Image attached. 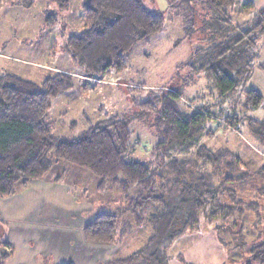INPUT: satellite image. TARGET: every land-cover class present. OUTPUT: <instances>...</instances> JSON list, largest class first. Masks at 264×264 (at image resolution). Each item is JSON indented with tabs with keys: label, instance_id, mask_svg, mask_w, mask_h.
Instances as JSON below:
<instances>
[{
	"label": "trees",
	"instance_id": "trees-1",
	"mask_svg": "<svg viewBox=\"0 0 264 264\" xmlns=\"http://www.w3.org/2000/svg\"><path fill=\"white\" fill-rule=\"evenodd\" d=\"M49 1L59 9L68 4V0ZM237 1L208 0L211 19L200 26L208 33L209 42L204 51L196 52L198 62L191 64L192 75L205 71L211 77L217 89L215 102L188 108L182 104L179 91L162 88L151 90L153 95L136 102L139 117L154 114L152 125L158 137L152 146L154 166L125 158L134 145L125 116L97 123L77 137L53 136L47 112L52 98L71 87L73 74L55 70L40 84L15 73L2 74L0 196L14 193L17 181L24 186L31 179L42 177L50 166L47 153L53 148L57 157L100 176L101 184L119 188L125 196L124 208L131 212L135 222L150 228V235L139 249L104 264H169L170 243L184 232L197 229L203 219L217 220V229L233 233L239 240L240 230H235L239 225L232 218L234 206L223 199L229 197L231 190L225 185L231 180L241 181L247 172H238V157L230 151L200 142L202 136L213 133L212 128H206L208 119L237 127L242 118L239 111L257 108L262 102V94L255 88L245 89L240 102L236 96L257 57L258 39L264 36V7L255 10L253 0H244L242 11L252 14L236 23L226 7ZM81 10L82 29L68 35L62 49L70 53L83 67V75L89 77L99 76L109 68L123 70L125 56L133 46L138 41H148L164 24L162 14L151 10L142 0H83ZM45 15L48 24L56 21L55 12L47 11ZM136 87L143 90L142 85L133 88ZM213 106L216 112L210 110ZM227 107L232 109L229 114ZM246 120L255 136L264 142V119ZM133 185L136 192L129 194ZM117 217L114 213H98L83 224V238L93 243H113ZM253 235L248 244L243 238L245 248L238 249L247 252L245 264H264V229ZM217 239L227 245L230 242L220 233ZM9 244L0 239L1 249ZM2 253L3 258L9 254Z\"/></svg>",
	"mask_w": 264,
	"mask_h": 264
},
{
	"label": "rangeland",
	"instance_id": "rangeland-1",
	"mask_svg": "<svg viewBox=\"0 0 264 264\" xmlns=\"http://www.w3.org/2000/svg\"><path fill=\"white\" fill-rule=\"evenodd\" d=\"M82 1L68 0L67 7L59 9L49 0H0V76L15 73L40 84L55 70L73 74L71 87L52 98L47 112L46 120L53 136L77 137L97 123L125 116L134 144L125 158L150 162L154 166L152 146L158 139L152 125L154 114L139 117L136 102L153 95V89H176L182 104L188 108L215 102L217 89L211 77L205 71L191 74V64L198 62L196 52L199 49L204 51L209 42L208 33L200 25L211 19V6L208 0H142L151 10L162 14V29L153 33L148 41H138L133 46L125 56L123 70L109 68L99 76L89 77L83 75V67L70 53L62 49L67 36L82 29ZM253 1L255 10L264 7V0ZM243 3L244 0H238L226 7L227 14L236 23L252 14L242 11ZM47 11L56 13L53 24L45 21ZM255 53L253 67L240 85L236 100L241 101L245 89L255 88L262 94L260 106L239 111L242 118L237 127L220 125L219 119H208L206 128H212L213 133L200 139L211 148L230 151L238 157V172H247V177L241 181L231 180L225 185L231 190L229 197L223 199L234 206L232 218L243 227L239 229L235 225V230H240V239L237 240V235L232 236L233 233L217 229V220L203 219L197 229L184 232L170 243L169 264H231L229 250L245 248L242 239L248 244L249 237L264 229V142L255 136L246 120L264 119V36L259 37ZM138 85H142L143 90L133 88ZM235 106L240 109L239 103ZM210 110L216 112L217 108L213 106ZM226 112L229 114L232 109L227 107ZM47 156L50 166L44 177L56 181L63 179L78 186L81 195L97 203L95 213L117 214V241L104 244L118 247L121 244L120 257L131 254L144 244L150 228L145 223L135 222L131 212L124 208L125 196L119 188L101 184L100 176L84 166L57 157L53 148L49 149ZM17 184L21 183L17 181L15 188ZM136 189L135 185L131 186L129 194H135ZM7 229V224L0 221V239H4ZM218 233L225 241L230 239L228 245L217 239ZM220 250L227 252L226 257L216 256ZM1 251L3 249L0 250V259L3 258Z\"/></svg>",
	"mask_w": 264,
	"mask_h": 264
},
{
	"label": "crops",
	"instance_id": "crops-1",
	"mask_svg": "<svg viewBox=\"0 0 264 264\" xmlns=\"http://www.w3.org/2000/svg\"><path fill=\"white\" fill-rule=\"evenodd\" d=\"M94 210L97 203L69 181L42 176L17 184L14 193L0 196V221L7 224L4 239L10 243L0 264H104L120 257L121 244L83 238L82 226L98 214ZM229 251L231 264H245V250ZM219 252L217 257H226Z\"/></svg>",
	"mask_w": 264,
	"mask_h": 264
}]
</instances>
